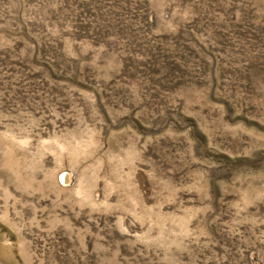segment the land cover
Wrapping results in <instances>:
<instances>
[{
	"label": "rangeland",
	"instance_id": "374dc122",
	"mask_svg": "<svg viewBox=\"0 0 264 264\" xmlns=\"http://www.w3.org/2000/svg\"><path fill=\"white\" fill-rule=\"evenodd\" d=\"M0 264H264V0H0Z\"/></svg>",
	"mask_w": 264,
	"mask_h": 264
}]
</instances>
